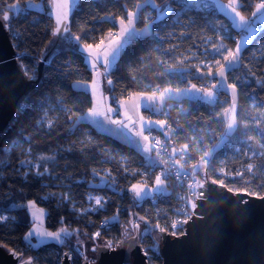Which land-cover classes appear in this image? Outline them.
Instances as JSON below:
<instances>
[{"label":"trees","instance_id":"trees-1","mask_svg":"<svg viewBox=\"0 0 264 264\" xmlns=\"http://www.w3.org/2000/svg\"><path fill=\"white\" fill-rule=\"evenodd\" d=\"M30 1L40 2L42 6H25ZM47 1L0 0V16L3 18L4 13L9 14L6 22L17 60L29 75L36 73L37 62L48 51L54 37ZM137 1L140 0H80L73 12L69 31L48 55L38 85L27 94L24 105L0 138V213L8 215L0 220V244L7 250L20 253L23 258H30L33 264H60L64 250L70 252L71 264H81L75 246L82 241L71 235L62 243L48 241L28 245L26 233L33 222L29 202L44 210V225L54 232L63 228L68 229V233L90 237L103 218L111 217L108 226L100 229L98 237L112 244L131 233L123 230L128 225L130 213L143 217L150 224L155 214L160 215L159 212L172 203L162 194L157 196L154 204L149 197L136 200L126 179L134 182L145 176L149 184L153 179V172L148 171L141 152L129 143L97 130L89 121H77V117L92 106L91 93L74 85L75 81H88L92 77V70L80 47L98 45L113 34L118 29L117 19H126L127 13L135 10ZM155 1L167 4L169 11L157 18L153 6H141L135 24L141 28L151 21L152 34L137 36L125 45L109 71L113 82L110 94L125 95L128 90L150 91L154 85L182 88L191 82L198 83L200 74L187 62L178 61L177 56L187 51L201 55L208 39H211L210 44L220 41L232 49L241 33L208 1L198 0V4L191 0ZM256 2L238 0V9L244 16H249ZM14 4H18L15 10L12 8ZM147 10H151L148 15ZM172 65H178L182 74H168ZM225 76L227 84L238 85L235 95L238 126L234 134L241 135L245 111L252 102H257L262 115L257 128H252L255 131L261 129L260 134L257 132L255 147L264 151L258 145L264 144V26L242 47L239 62L229 65ZM182 101L185 106L183 129L177 132V145L184 149L187 145L186 151L195 159L222 132L224 110L231 102V94L227 88H220L215 92L213 103L194 101L189 97ZM44 109L48 111L47 121L41 120ZM15 138H20L28 146L30 154H24L18 148L5 149ZM199 138L201 140L196 141ZM227 143L212 154L208 165L209 178L223 181V185L233 190L264 194V153L253 159L232 162V169L250 162L253 166L251 173L248 168L230 176L217 171L218 158L224 155ZM104 147L113 152L116 150L126 158L125 168L129 176L122 173L120 162L104 159ZM28 155H49L48 170L34 167L36 158H28ZM104 169L119 179L100 183L98 173ZM88 192L102 196L103 205L95 210L88 209ZM89 219L91 224H87ZM90 254L93 252L89 251L88 256ZM150 262L160 264L161 258L154 256Z\"/></svg>","mask_w":264,"mask_h":264},{"label":"water","instance_id":"water-1","mask_svg":"<svg viewBox=\"0 0 264 264\" xmlns=\"http://www.w3.org/2000/svg\"><path fill=\"white\" fill-rule=\"evenodd\" d=\"M80 0H48V14L53 21V41L42 55L32 76L25 72L19 60L9 25L0 16V138L10 126L25 98L39 83L48 55L67 33L63 31L72 22L73 12ZM65 3L68 7L65 8ZM67 12V20L58 21ZM59 27L61 31L56 34ZM81 50L82 46L80 47ZM206 175V172L205 174ZM204 182L198 186L196 208L184 224L186 235L173 236L159 232L160 264H264V194L249 195L245 190L229 191L227 186ZM203 193V195H201ZM241 201H247L242 203ZM139 225L137 229L135 226ZM127 229L131 233L120 238L111 248L104 242L87 237L91 244L75 246L81 264H148L142 250L141 226L130 218ZM155 239V238H154ZM95 248L96 251L92 249ZM89 251L93 256L89 257ZM0 264H33L30 258L7 250L0 244ZM60 264H71L70 252L64 250Z\"/></svg>","mask_w":264,"mask_h":264},{"label":"built area","instance_id":"built-area-1","mask_svg":"<svg viewBox=\"0 0 264 264\" xmlns=\"http://www.w3.org/2000/svg\"><path fill=\"white\" fill-rule=\"evenodd\" d=\"M262 1V0H257ZM263 28V25L258 26V30ZM225 64V63H224ZM228 64H225V69H227ZM34 74H32L33 76ZM213 83V80L209 78L208 73L200 74L198 78V84L202 88L210 87ZM188 85L186 88H188ZM177 89L176 87H172ZM160 87L158 85L152 86L151 90L158 92L160 91ZM132 91L128 90L125 95L112 93L110 94V99L115 106L119 105L120 98L131 94ZM184 98V97H183ZM183 98L177 100H168L165 102L161 108L160 114H158L157 121H165V126L163 128L157 127L155 124L151 126V128H147L146 136L148 140L146 141L145 147L143 150H139L143 155V162L147 166L149 172H153L152 183H147L145 176H142L138 181H131L129 178L126 179V182L129 184L130 191L133 192V196L136 200H143L145 197L150 198V202L152 204L156 203L157 196L162 194L165 197H168L172 200V203L169 204L168 207H165L159 212L160 215L155 214L150 224H147L146 227L149 228L147 234L145 233V228L141 234V243L144 241V245L142 244V250L145 254L147 252V261L148 264H156L151 263L150 259L154 256H160L158 252L159 244V228H165L167 233L171 234L173 231V225H176L175 231L177 235L184 231L185 220H188L191 214H193L192 204L196 203V197H200L198 195V185L201 183L204 185V182L207 180H212L209 178L208 165L212 154L207 158L208 163H204V153L209 152L212 153L213 149L217 148L218 141L222 137V132L217 137V139L205 149H203L197 158L192 159L188 151H186L181 146L177 145V132L183 129V112L185 110ZM221 102V100H219ZM157 140L159 144H157ZM220 144V143H219ZM146 148H151L152 150L145 151ZM106 151L105 158L108 161L116 160L120 162V167L122 168V173L128 174L125 168V157L115 150L114 152L109 150L107 147H104ZM197 151H200V148H196ZM117 153V155H116ZM159 153V156H157ZM206 175H203L205 174ZM99 182L105 184L107 180H118L119 177L110 172L108 169H104L102 172L98 173ZM161 176L164 180L166 189L165 191L156 192L153 190L151 195H146L144 193L141 194L140 197L135 195V191L132 190L131 186L133 184L144 185L148 189H154L155 186V178L156 176ZM129 176V174H128ZM131 176V175H130ZM88 192L87 197H94ZM122 193V191H121ZM99 197L98 195L95 196ZM94 198V199H95ZM131 218H134L139 224L140 220L135 218L132 213ZM129 214V218H130ZM78 216V215H77ZM111 217L103 218L97 226L95 232L91 234V238H95L94 234L99 232L100 229L106 228L108 223L111 221ZM91 219L87 221V224H91ZM123 224V223H122ZM141 225V224H140ZM159 226V227H157ZM69 232L68 229H64ZM121 237H119L120 239ZM155 238V239H154ZM118 239V240H119ZM117 240V241H118ZM108 242V241H107ZM107 242H105L107 244ZM116 243L112 244L114 246Z\"/></svg>","mask_w":264,"mask_h":264},{"label":"rangeland","instance_id":"rangeland-1","mask_svg":"<svg viewBox=\"0 0 264 264\" xmlns=\"http://www.w3.org/2000/svg\"><path fill=\"white\" fill-rule=\"evenodd\" d=\"M32 4V6H37L38 4L37 3H34V2H28L27 4ZM151 3L152 6L156 9V17L157 18H160L162 17L163 15H160V12L164 9L165 6H168L167 4H159L157 3L155 0H151V2H149V0H140V1H137L136 4H135V11L136 13L139 11V9L141 8L142 5L144 4H149ZM169 8V6H168ZM151 12V10H147V15ZM167 13V12H166ZM165 13V14H166ZM7 14V13H4L3 14V17L4 15ZM164 14V15H165ZM9 15V14H7ZM5 21V20H4ZM140 29H143L142 31L144 33H150V31L152 30V26L150 24V26L148 28H145V26L143 28H140ZM208 39V38H207ZM211 39H208L207 42L204 46V48L202 49V53L201 55H198L196 54L195 51H187L183 54H179L177 56V59L178 61L180 62H187L189 65L188 66H191L193 68H195V72L197 74H206L209 72V69H211V72H212V76H209L210 79H214L213 77H215V68H217L219 65L216 63L217 60L220 61V63H225V61L223 60V56L227 54V51L228 50H232V49H229L227 48L223 43H221L220 41L216 44H210ZM230 64H228L229 66ZM214 82V80H213ZM82 84V81H75L74 82V85L75 87H78ZM225 81L224 79L221 80L219 83H217V81L215 83H212V85L210 87H206V88H202V87H198L195 85V88L196 90H200L199 92L197 91H193L190 93L191 96H198V95H202L203 94V91L205 89H209L213 92V97L210 99V100H205V101H212L214 100V97H215V91L217 88H222L224 87L225 88ZM84 85V84H82ZM215 85V87H213ZM230 89V88H229ZM230 91V94L232 96L235 97L236 95V92L234 93L232 91V89L229 90ZM155 92V91H134L132 92L131 94L127 95V96H124L122 98H120L119 100V105L118 106H115L111 99L107 101L105 107H101L99 101L95 99V104H94V107L93 109L96 110V111H100V112H104L106 111V109L111 106L113 109H115L116 111L111 113V117L112 119H123L125 121V119H127L124 115V106H121V103L122 102L124 104V101L126 100V105H127V108L132 110L134 108V102H135V98H136V94H143V97H148V96H151L152 93ZM157 94V92H155ZM215 101V100H214ZM232 105H233V102H230L229 105L227 106L226 109H231L232 108ZM236 105V104H235ZM157 108V107H156ZM159 109V107H158ZM47 110L44 109L42 111V117H41V120H44V121H47ZM88 110L79 115L77 117V121H80L82 120L83 118H86L97 130L99 131H102V132H106V129L108 128H114L115 125H108V124H101V125H98L96 123L93 122V118L88 116ZM140 114V112H137V114ZM262 115V109L258 106V103L257 102H252L249 106L248 109H246L245 111V117L246 119L243 120V124L247 123L249 124L250 128H252L253 126L257 128V125L255 123L256 119L261 117ZM233 117H235L236 119V107H235V111L232 112V111H229L228 113L225 114L224 116V122H223V130H222V137L228 132V129H227V124L229 122L232 121ZM82 118V119H81ZM142 130H140V128H136V126H133V125H129V129H125L124 130V135H112L114 137H117L118 139H121L122 141H125L129 144H131L132 146H134L135 148L139 149V150H143L144 147H145V144H146V141L143 139L144 136H146V133L144 134V132H141ZM206 132H212V130H205ZM235 129L232 130V137H236L237 138V141L236 143H231V142H228L227 143V150L224 152V155L222 157H219L218 158V162H219V167L217 169V171L223 175H232V174H239V171L242 169V168H248V165L251 164L250 162H248L247 164H241L239 166H237L236 168L232 169V162L235 160V159H253V158H256L258 157L259 155L263 154L264 151H261V150H258L256 147H255V142H257V135L258 133L260 134L261 132V129H257V131H248L247 133L244 134V136L241 138V135H235L234 132ZM258 132V133H257ZM137 133H141V135H137ZM109 134V133H108ZM252 136L253 137V140L252 141H247V136ZM222 137L220 138V140L218 141V144L220 143ZM197 140H201V138L199 139H196ZM259 146H261L264 150V144H258ZM11 148H18L19 151L23 152L24 154H30V149L28 148V146L26 144H24L23 142H21V139L20 138H15L13 139L8 145L5 146V149L8 151L9 149ZM255 153V155L253 154ZM29 156V155H28ZM50 156L49 155H37L35 157H28V158H36L33 160V162H35L33 165L34 167H38V166H41L42 167V170L43 171H47L48 170V166H47V162H48V158ZM51 158V157H50ZM166 189V185H165V182H164V186H163V189L162 191H165ZM91 195H93L94 197H87V208L90 209V210H95L99 207H101L103 205V201H104V198L102 196H100L99 194H96V193H93L91 192L90 193ZM99 196V197H96L95 196ZM59 197V196H58ZM95 198V199H94ZM99 198L101 203L99 205L96 204V199ZM32 211V210H31ZM7 213L6 212H1L0 213V220H4L7 218ZM31 217L33 218L32 221H34L32 224V227L30 228V230H35L36 228L40 227L39 226V223L35 222V220H39L37 219V214H35L33 212V214L31 215ZM134 217H136L138 220H140L139 218L141 216H138V215H135ZM43 219V218H42ZM141 221V233L142 231L144 230V228L146 227L147 225V221L145 219L143 220H140ZM146 222V223H145ZM61 230H64L63 228ZM61 230L57 231V232H61ZM128 233H130V231H128ZM61 235L63 236V232H61ZM73 236H76L77 237V240H81L82 242L85 243L86 247H88V245L91 242L90 239H87L85 236H80V235H76L75 233L72 234ZM64 237V236H63ZM26 238L27 235H26ZM121 238H124V235L121 236ZM65 238H63L64 240ZM54 240V239H53ZM97 240L99 242H107L108 240L105 239V238H102V237H97ZM80 241V242H81ZM109 242V241H108ZM78 246H81L78 244ZM93 254H90L89 257H91Z\"/></svg>","mask_w":264,"mask_h":264},{"label":"snow or ice","instance_id":"snow-or-ice-1","mask_svg":"<svg viewBox=\"0 0 264 264\" xmlns=\"http://www.w3.org/2000/svg\"><path fill=\"white\" fill-rule=\"evenodd\" d=\"M149 2H151V0H149ZM191 2L193 4H198V0H191ZM30 7L32 5H29ZM231 6V5H230ZM65 8L68 7V4L65 3L64 5ZM12 8L15 10L17 9V5H13ZM264 10V0H262V2L256 4V12H253L252 13V16L253 17H256L257 16V13H261V11ZM169 11V8L168 6H165L164 9L160 12V15H164L166 12ZM232 11L234 13H236V16L239 17V21H238V26H241V27H244L249 36H251V34L253 32L256 31V28H255V24L257 23V21L253 20L251 22H249V20L247 18H245L244 16H241L240 13L236 12V9L233 7L232 8ZM135 13L133 12H128L127 13V16H128V19H127V25L125 26V20L124 18H120V24H121V30H120V33L119 35H116V36H113L112 38V41H111V46H112V51L109 52V51H105L103 52L102 56H103V61H104V64L105 66H107V64L109 63V56H113V58H115L114 54H118L119 52V49L121 47H123V44L121 43V40L122 38L125 37V35L127 34L128 36V39L131 40V39H134L136 38L137 36L139 35H142V33H140L137 29H135L134 27V17H135ZM67 16H68V13L65 12L63 14V17H60L58 16L57 19L58 21H61V20H64L66 21L67 20ZM3 19L5 21H8L9 20V16L7 14L4 15ZM260 22L261 23H264V15H261L260 17ZM151 24V21H149V24H146L145 25V28H148ZM61 31V29L59 27H57L56 29V34H58L59 32ZM63 31L64 32H68V28L65 26L63 28ZM77 40L80 39V37H76ZM247 41V37L245 38V42ZM127 42V41H125ZM87 50H89V54L91 55L92 57V60H93V63L91 65L92 68H95L97 66V64L99 63V61L101 60V54L100 53H92L91 50L93 49V45L92 44H86L84 46ZM100 45H96V48H99ZM241 52H242V45L239 41L236 42V48H235V51H232V50H228L227 51V54L223 56V60L225 61V64H234V62H238L239 59H240V55H241ZM216 63L219 65V67L217 68L216 70V76L213 77L215 79H217V83H219L221 80L223 79H226V76H225V64H221L219 60L216 61ZM168 74H173V73H178V74H182V70L180 69V67L178 65H172L168 70ZM208 75L209 76H212V72H211V69H209V72H208ZM93 85H95V80H93ZM107 83L109 85H111L113 82L112 80H108ZM215 87V85L213 86ZM237 83H231L228 85V88L232 89V91L235 93L236 90H237ZM197 91L199 92L200 90H196L195 88V85L192 86L191 89H184V90H181V89H165L164 91L165 92H175L176 94H181L182 92H186V93H191L193 91ZM93 95H94V92H93ZM213 92L209 89H205L203 91V94L202 95H198V96H189V99H192V100H210L212 97H213ZM136 102H135V109L137 112H139L141 110V108H144L145 110H153L154 106H155V103H156V93L153 92L151 96H148L146 97L145 99H141V94H136ZM159 102L161 104V106L163 105V102H164V92H162L160 94V98H159ZM121 103V106H123V103ZM235 97L233 98V105H232V108L231 109H225L224 112L225 114L228 113L229 111H232L234 112L235 111ZM116 110L113 109L111 106H109L106 111L104 112H100V111H96L94 109H89V112H88V116L92 117L93 118V122L98 124V125H101V124H108V125H115L114 128H108L106 129V131L109 133V134H112V135H124V130L125 129H129V124L128 123H125V121L123 119H112L111 117V113L115 112ZM125 117L131 121V117H128V114L127 112L124 113ZM217 116L220 115V113H216ZM82 119V118H81ZM140 121H141V124L142 126H147L149 128H151V126L153 124H155L157 127H160V128H163L165 126V121H146L144 120L143 117H140ZM256 125L258 126L260 124V119L257 118L256 121H255ZM237 121L235 119V117H233L232 121L229 122L227 124V129H228V132L222 137L221 141H220V144L217 145V148L216 149H213L212 150V153H209V152H205L204 153V157L202 159H204V163L207 164L208 163V157L211 155V154H214L215 151H217L220 147L223 146L224 143L226 142H231V143H236L238 142L237 141V138L236 137H232L231 133H232V130L237 128ZM255 131L256 129L255 128H250L249 124L245 123L243 124V131L241 132V138L244 136L245 133H247L248 131ZM137 135H141V133H137ZM143 139L145 141L148 140V137L147 136H144ZM253 140V137L252 136H247V141H252ZM157 144H159V141L157 140ZM187 149V145H185V150ZM152 149L151 148H146L145 151H151ZM255 155V153H253ZM157 156H159V153H157ZM252 165L249 164L248 165V169L247 171L248 172H252ZM39 174V173H38ZM43 174H47V173H43ZM42 175V174H41ZM212 183H219L221 185H223V181H212ZM163 186H164V180L161 178V176H156L155 178V186H154V189H148L146 188V186L144 185H138V184H133L131 186L132 190L135 191V195L137 197H140L142 193L146 194V195H151L153 190H155L156 192H161L162 189H163ZM200 188H203L204 185L201 183L200 185H198ZM229 191H232V189H228ZM249 195H259L258 193H254V192H249L248 193ZM201 195H203V193H201ZM260 198H264V197H260ZM242 203H247V201H241ZM30 204L32 202H29ZM101 203L100 199L97 198L96 199V204L99 205ZM192 208L195 209L196 208V205L193 203L192 204ZM140 220H143L144 218L143 217H140L139 218ZM189 219H191V217H189ZM146 223V222H145ZM183 223H187V220H185ZM137 229L139 228V225L137 224L135 226ZM159 227V226H157ZM175 228H176V225L174 224L173 225V231L171 232V235L173 236H177V232L175 231ZM149 231V228L146 227L145 228V233L143 234H147V232ZM159 231L161 233H165L167 230L165 228H159ZM61 232H63V236L64 238H68L69 236H71L72 234L71 233H68L66 230H61ZM61 232H40L38 233L40 236H46V237H51L57 241L61 240ZM141 234V235H143ZM187 233L186 232H182L180 233V235H186ZM31 235V233L29 234ZM100 235L99 232L95 233L94 234V237H98ZM107 245L109 248H111V242H107ZM93 251H96L95 248L92 249ZM145 255H147V252H145Z\"/></svg>","mask_w":264,"mask_h":264},{"label":"crops","instance_id":"crops-1","mask_svg":"<svg viewBox=\"0 0 264 264\" xmlns=\"http://www.w3.org/2000/svg\"><path fill=\"white\" fill-rule=\"evenodd\" d=\"M203 1L210 2L216 8V10L218 12H220L221 14H223L230 21V24L235 29L241 31L239 37L237 38V41H239L241 43L242 47L244 45H246L254 37V35L258 31L257 28H258L259 25H263L264 26V23H261L260 22V17H261V15H264V10H262L261 13H257V16L256 17H253L252 16V13L253 12H256V4L260 3V1H257L255 3V5L253 7V11H252L251 15H249V16H244L239 11V9H238V0H203ZM30 2H32V1H30ZM27 3L25 4V6H27V7H30L29 5H32L31 3L30 4H27ZM34 3H37L38 5L37 6H31V7L40 8L42 6L40 2H34ZM14 5H18V4H14ZM149 5L152 6L151 3H149ZM233 7L236 9V12L240 13L241 16H244L245 18H247L249 20V22H251L253 20L257 21V23L255 24L256 31L253 32L251 34V36H249L247 30L244 27L238 26L239 17H237L236 16V13H234L232 11V8ZM133 13L136 14L135 17H134V27L140 33H142V35H139V36H143V35H147V34H152V30L150 31V33L149 32L148 33H144L142 31L143 29H140L139 27L136 26L135 21H136V18H137V13H136L135 10H133ZM127 19H128V17L126 19H124L125 20V26L127 25ZM119 21H120V18H118L117 21H116V23L118 25V29L113 34H111L109 37H107L104 41H102L99 44L100 45L99 48H96V45L93 46V49L91 50V52L92 53H100L101 54V60L99 61V63L97 64V66L95 68H92L91 67V65L93 63V60H92L91 55L89 54V50H87L84 47L85 45L82 46V49H83L82 51L85 54L86 61H87L88 65L90 66L91 70H92V77L88 81H82V84H84V85L81 84L78 87L83 88V89H86V90H88L91 93V95H92V106L89 109H93L94 104H95V99H96V101L97 100L99 101L101 107H103V106L105 107L107 101L110 100V89H111V85H109L107 83V81L110 80V78H109V71L112 68V66L114 65L115 60L120 55V53L123 50V48L125 47V45L127 43H129L131 40H133V39L129 40L128 39V36L126 34L125 37L122 38V40H121V43L123 44V47H121L119 49L118 54H114L115 58H113V56H109V58H108L109 59V63L107 64V66H105L104 61H103L102 54L105 51H109V52L112 51V46H111L112 38H113V36L119 35L120 30H121V27H122ZM146 24H149V23H146ZM146 24H144L141 28H143ZM246 37H247V41L245 42V38ZM125 41H127V42H125ZM235 48H236V43H235V46L232 48V51H235ZM238 62H234V64H230V66L231 65H236ZM217 68H215V69L217 70ZM216 70L214 71L215 76H216ZM93 80H95V85H93V83H92ZM213 80H214L213 83H215L217 81V79H213ZM224 81H225V84H224L225 85V88H227V90H230L228 88V85L229 84H227L226 79H224ZM193 85H196L198 87H201L198 83H192L191 82L190 83V86L188 88L182 87V88H178V89H181V90L191 89ZM222 88H224V87H222ZM165 89H172V90H174V88H172V87H164V88H161L160 91H158L157 94H156V103H155V106H154L153 110H145L144 108H141V110L139 111L140 114L139 113L137 114V111H136L135 107L132 110L128 109L127 108V105H126V102L127 101L125 100L124 101V104H123V106H124V110L123 111H124V113L127 112L128 117H131V121H129L128 119H125V123H128L129 125L131 124L133 126H136V128H140V130H142L141 132H144V134H145L147 128H149V127L142 126L141 121H140V117H143L144 120H146V121H157L158 120V114H160L161 108L163 106V105L161 106V104L159 102L160 94L162 92H164V102H163V104L165 102H167L168 100H177V99H180V98H183V97H189V96H191L190 93H186V92H182L179 95L176 94L174 91L171 92V93L165 92L164 91ZM218 89H220V87L217 88L216 90H218ZM93 92H94V95H93ZM136 98H135V102H136ZM145 98L146 97H143V94H141V99H145ZM233 98H234V96L231 95V102H233ZM214 100H215V97H214ZM214 100H212V101L202 100V101L207 102V103H213ZM135 102H134V105H135ZM158 107H159V109H158ZM89 109H88V111H89ZM80 121H88V120L86 118H83ZM137 150H139V149H137ZM28 207H29V210H30L31 215L34 212L35 214H37V216H39V217H37V219H39V220L38 221L35 220V222L39 223V226H40V227L36 228L35 230H30V228L33 225V224H31L29 230L26 233V235L28 237L27 238L28 245H30V244L37 245V244H41V243L48 242V241H53V242H56V243H62L63 242V238H64L62 235H61V237H62L61 240L57 241L55 239L53 240V238H51V237L40 236L38 234L40 232H54V231H50V230H48L45 227V225H44L45 213H44V210L43 209H41L40 207H38L33 202L31 204L29 203L28 204ZM32 220H33V218H32ZM30 233H31V235H29Z\"/></svg>","mask_w":264,"mask_h":264}]
</instances>
